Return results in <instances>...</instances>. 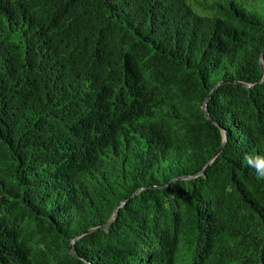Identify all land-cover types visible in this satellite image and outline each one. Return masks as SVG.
<instances>
[{"label":"trees","instance_id":"trees-1","mask_svg":"<svg viewBox=\"0 0 264 264\" xmlns=\"http://www.w3.org/2000/svg\"><path fill=\"white\" fill-rule=\"evenodd\" d=\"M261 59L264 0H0V264H264Z\"/></svg>","mask_w":264,"mask_h":264},{"label":"water","instance_id":"water-1","mask_svg":"<svg viewBox=\"0 0 264 264\" xmlns=\"http://www.w3.org/2000/svg\"><path fill=\"white\" fill-rule=\"evenodd\" d=\"M261 63H262V65L264 66L263 59H261ZM246 85H247V84H246ZM207 100H208V99H207ZM207 100L204 102L203 109H204L206 115H207L209 118H211V116H210V114H209V111H208V108H207ZM226 139H227V134H226V131H224V141H226ZM222 147H223V144L220 146V148L218 149L217 153H219V152L222 150ZM211 161H212V159L208 161V163L206 164V167L210 164ZM203 171H204V169H203L200 173H203ZM123 203H124V202H122L121 204H123ZM115 214H116V213L114 212L112 218L106 223V225L110 224V223L113 221V219H114L115 216H116Z\"/></svg>","mask_w":264,"mask_h":264},{"label":"clouds","instance_id":"clouds-1","mask_svg":"<svg viewBox=\"0 0 264 264\" xmlns=\"http://www.w3.org/2000/svg\"><path fill=\"white\" fill-rule=\"evenodd\" d=\"M247 155H248V154H246V157H245V158H247ZM256 175H257V178H258V179H264V172H257Z\"/></svg>","mask_w":264,"mask_h":264}]
</instances>
